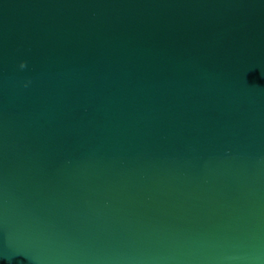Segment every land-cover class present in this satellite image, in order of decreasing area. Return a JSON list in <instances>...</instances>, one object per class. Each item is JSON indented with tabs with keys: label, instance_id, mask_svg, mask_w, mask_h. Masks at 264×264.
Here are the masks:
<instances>
[{
	"label": "water",
	"instance_id": "obj_1",
	"mask_svg": "<svg viewBox=\"0 0 264 264\" xmlns=\"http://www.w3.org/2000/svg\"><path fill=\"white\" fill-rule=\"evenodd\" d=\"M0 264H264V0H0Z\"/></svg>",
	"mask_w": 264,
	"mask_h": 264
}]
</instances>
